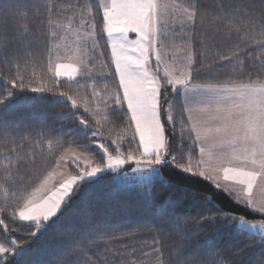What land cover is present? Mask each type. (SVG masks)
<instances>
[{
  "label": "snow or ice",
  "instance_id": "1",
  "mask_svg": "<svg viewBox=\"0 0 264 264\" xmlns=\"http://www.w3.org/2000/svg\"><path fill=\"white\" fill-rule=\"evenodd\" d=\"M33 8L31 19L10 0L0 8V105L6 106L17 90L58 94L57 102L69 105L65 118L78 120L70 132L100 151L89 143L72 150L71 163L79 173L69 174L61 171L69 151L55 155L63 137L43 127L26 132L0 127V264H74L85 238L115 239V233L87 224L68 230L75 234L63 255L45 259L53 255L47 245L33 248L35 238L66 211L86 217L93 199L102 201L105 214L114 211L107 197L91 196L105 177L113 189H147L140 193L148 206L141 227L154 233L151 252L144 255L155 264H242L233 257L243 250L245 236L258 240L262 255L255 264H264V198L254 197L257 187L264 193V0H217L207 7L198 0H35ZM197 22L199 49L194 46ZM130 33L136 38L130 39ZM105 48L110 57L104 68L114 91L105 85L103 104L94 107L100 94L93 89L91 100L82 96L77 77L93 79ZM212 51L210 63L204 57ZM37 55L46 60L48 72L39 83L35 74L26 75ZM223 68L229 72L219 75ZM62 79L68 90H58ZM81 108L91 119L80 114ZM120 115L124 119L117 130ZM129 164L130 172L125 170ZM131 179L140 183L130 184ZM190 181L206 187L189 191L185 182ZM174 183L203 211L182 215L176 207L181 201L155 191L156 185L163 189ZM158 198L160 207L152 209ZM240 207L243 212L235 210ZM248 213L259 219H249ZM192 220L197 228L215 229L217 239L205 238L199 251L182 242L165 245L173 233L188 231L182 221ZM24 228L29 231L18 239ZM122 247L124 252L113 250L111 264H143L134 247L131 252L128 245Z\"/></svg>",
  "mask_w": 264,
  "mask_h": 264
},
{
  "label": "trees",
  "instance_id": "2",
  "mask_svg": "<svg viewBox=\"0 0 264 264\" xmlns=\"http://www.w3.org/2000/svg\"><path fill=\"white\" fill-rule=\"evenodd\" d=\"M9 0H5L4 5H0V8L6 7ZM35 0H10V3L14 8H18L21 11H27L29 13V19H31V14L35 11L33 8V3ZM201 7H207L217 0H198ZM200 23L197 22V32L195 47L199 49L200 40L202 35L199 34ZM207 28L208 26L205 25ZM211 30L209 29V32ZM211 43V42H209ZM40 44L34 45V50L40 49ZM251 50V49H249ZM215 52L206 53L205 57L208 62L213 61ZM109 57L108 49L105 48L104 60ZM37 61L35 64L28 65V71L26 75L30 78L35 74L36 82H40V78L43 76L47 78V62L46 60L41 61L39 55L35 57ZM259 63V61H257ZM248 61H245V69H247ZM23 67V64L21 65ZM239 68V66H237ZM15 70V69H13ZM229 72L228 68H223L219 70V75H224ZM105 85L108 86L109 90L112 89V77L107 79H102L98 81H88L83 82V86L79 87L75 84L72 86V90L75 92L77 88L79 93L82 96H86L89 100L92 99V92L95 89L96 92L100 94L97 97V101L93 103L95 107L97 103L102 106L101 95L105 94ZM69 85L66 82L61 81L58 86L59 91L68 90ZM0 98H3V94L0 93ZM58 94L54 95L51 92L45 93H32L29 90L19 91L17 90V95L6 105H0V121L8 119L9 124L5 125L0 123V127H9L13 130L27 131L28 129L39 130L43 127L46 130H51V134L54 137H63L64 144L63 148L56 152V158L64 152V150H77L80 151L81 146L84 143H89L93 151H99L96 148V144L91 142L87 138L80 137L78 134H73L70 132L71 129H74L78 125V120L66 119L69 105L66 103L57 102ZM83 109V108H82ZM80 114L86 116L88 119H91L87 113H84L83 110ZM126 111V109H125ZM174 114L179 121L180 110L179 107L173 109ZM113 119H117L113 117ZM124 119L123 115H120L117 119V130L120 122ZM18 121V122H17ZM112 128V125L109 124L105 127L104 131L107 135L109 129ZM172 129L169 128L171 133ZM35 135V133H33ZM116 132H112V136L115 137ZM178 135V137H177ZM179 123L177 124L176 137L173 138L174 143L179 138ZM131 139V137H129ZM73 140H76L78 143H71ZM111 145L112 140L108 139L106 141ZM189 141L184 140V146L187 147ZM134 146V145H133ZM47 144L45 143V149ZM123 151H128V145L125 143L122 149ZM55 159L52 160V164L55 165ZM109 177H105L103 181L98 183L93 187L91 196L94 198L99 196L101 198L107 197L112 205L114 206V211H109L107 214L103 211L102 201H96L93 199L92 210L87 214L86 217H81L74 210L66 211L58 223L49 229L48 232L43 235L35 238V243L33 248H38L41 245H47L49 253L53 255L45 257V259H54L55 255H63V250L67 247L70 242V238L74 235V232H69L68 230L76 229L87 225H99L101 228L105 229L108 233H115L116 238L112 239L110 236L108 238L97 237V238H85L83 241V248L77 249V255L74 260V264H111L112 257L114 255L113 250L125 251L123 245H128L126 251L131 252L132 248L136 249L135 256L143 261V264H155L153 257L151 255L145 256L144 253L151 252V237L154 233L147 231L141 227V222L145 220L147 216L146 206L140 196L141 192L147 191V189L141 187H123L118 189H113L111 185L106 183ZM189 191L193 187L205 188L206 186L203 183H198L195 181L185 182ZM155 191L160 194V196H167L172 194L175 201H181L182 203L177 204V210L182 215H188L190 217L196 216L203 209L198 207V201L190 202L188 199V194L184 192H179L176 190V185L168 188H161L160 185L155 186ZM161 204V199L158 198L156 203L151 206L152 209L159 208ZM127 209V210H124ZM171 210V206H169ZM236 211L243 212L242 207L235 208ZM249 219H259L258 216H253L251 213H248ZM17 223H21L17 221ZM182 227L188 229L187 232L183 234L173 233L170 237H167L164 241L165 245H171L173 243L182 242L184 245L193 248L195 250H201V245H203L208 240H215L216 232L215 229L209 227L197 228V225L194 220L188 224H184L182 221ZM140 229V230H137ZM29 231L28 228H24L18 235V239L23 240V233ZM68 234H65V233ZM129 233H131L129 235ZM244 243L241 245L243 249L233 258L235 260L242 261V264H255V262L262 255V251L259 247L258 240H251L249 237H242ZM223 244V241L220 242ZM17 264H20L17 261Z\"/></svg>",
  "mask_w": 264,
  "mask_h": 264
},
{
  "label": "rangeland",
  "instance_id": "3",
  "mask_svg": "<svg viewBox=\"0 0 264 264\" xmlns=\"http://www.w3.org/2000/svg\"><path fill=\"white\" fill-rule=\"evenodd\" d=\"M176 27H179L178 25L176 26ZM129 38L130 39H135L136 37H135V34L134 33H130L129 34ZM108 53H109V57H110V50L108 49ZM180 54H178V56H179ZM104 63H105V60H104V58L103 57H99L97 60H96V67H95V69H94V71H93V79H91V80H89L87 77H77L78 79H81L82 80V82H88V81H98V80H102V79H107V78H110L111 76H109L108 74H107V69L106 68H104ZM113 72H114V68H113V70H112ZM61 81H63V82H65L64 81V79H62ZM82 95V94H81ZM104 97V94H102L101 95V97L100 98H103ZM101 102H102V104H103V100L101 99ZM125 109H126V106H125ZM81 110H83L82 108H81ZM79 112L81 113L82 111H80L79 110ZM133 131H134V128H133ZM177 137H178V135H177ZM138 138H137V141H136V143L138 144ZM133 147H135V145L133 146ZM73 149H70V150H68L69 151V155L67 156V158H66V160L65 161H61V164L62 165H64V168H62L61 169V171H65V172H67V173H69V174H78L79 173V170L78 169H76L75 167H74V165L71 163L72 162V160L74 159V157L71 155V151H72ZM76 152H79V151H77V150H75ZM100 151V150H99ZM197 154H198V150H197ZM81 167H83V165H81ZM133 167V165H131V164H129V165H126L125 166V170L126 171H131V168ZM221 179H222V176H221ZM129 183L130 184H138V183H140L138 180H135V179H131L130 181H129ZM227 183H230V182H227ZM254 197L255 198H257V199H259L260 197L261 198H264V193H262L261 192V190H260V188L259 187H257L256 189H254Z\"/></svg>",
  "mask_w": 264,
  "mask_h": 264
},
{
  "label": "crops",
  "instance_id": "4",
  "mask_svg": "<svg viewBox=\"0 0 264 264\" xmlns=\"http://www.w3.org/2000/svg\"><path fill=\"white\" fill-rule=\"evenodd\" d=\"M260 198H261V197H260ZM260 198H259V199H260Z\"/></svg>",
  "mask_w": 264,
  "mask_h": 264
}]
</instances>
